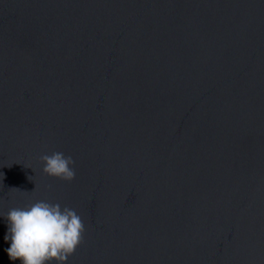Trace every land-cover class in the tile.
Wrapping results in <instances>:
<instances>
[{
  "label": "water",
  "instance_id": "1",
  "mask_svg": "<svg viewBox=\"0 0 264 264\" xmlns=\"http://www.w3.org/2000/svg\"><path fill=\"white\" fill-rule=\"evenodd\" d=\"M38 200L63 264H264V0H0V264Z\"/></svg>",
  "mask_w": 264,
  "mask_h": 264
},
{
  "label": "clouds",
  "instance_id": "2",
  "mask_svg": "<svg viewBox=\"0 0 264 264\" xmlns=\"http://www.w3.org/2000/svg\"><path fill=\"white\" fill-rule=\"evenodd\" d=\"M42 172L71 182L75 179L74 160L63 152L40 156ZM50 187V186H49ZM8 230L4 240L9 260L20 264H63L82 242L84 224L74 209L59 203L38 200L23 208L9 209L5 216Z\"/></svg>",
  "mask_w": 264,
  "mask_h": 264
}]
</instances>
